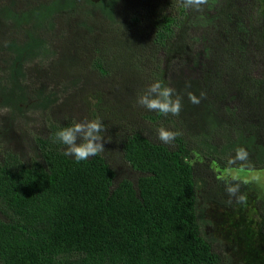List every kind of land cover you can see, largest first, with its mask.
Segmentation results:
<instances>
[{
    "label": "trees",
    "instance_id": "trees-1",
    "mask_svg": "<svg viewBox=\"0 0 264 264\" xmlns=\"http://www.w3.org/2000/svg\"><path fill=\"white\" fill-rule=\"evenodd\" d=\"M155 80L182 97L179 116L136 103ZM79 109L130 124L116 143L134 175L105 152L63 155L55 133L74 119L59 112ZM161 126L180 135L165 144ZM215 166L264 169V0H0V264H233L208 204L256 189Z\"/></svg>",
    "mask_w": 264,
    "mask_h": 264
},
{
    "label": "rangeland",
    "instance_id": "rangeland-1",
    "mask_svg": "<svg viewBox=\"0 0 264 264\" xmlns=\"http://www.w3.org/2000/svg\"><path fill=\"white\" fill-rule=\"evenodd\" d=\"M189 58L190 53L184 50L179 54L166 58L165 64L171 68L179 60ZM77 90L78 87L73 89L74 92H77ZM89 99L94 100L92 97H89ZM96 112L97 115L94 117L90 113V110L89 112L83 111L82 113L80 109L73 113L69 111H60L58 117L61 120L73 117L72 119L76 121L101 119L106 127L104 133V152L121 176L134 175V172L124 162L122 155L118 151L119 145L116 143V138L119 137L117 136L119 135V131H123L127 126H130V124L126 120L120 121L116 117L111 119V122L107 121L106 118L109 116L108 110L101 111L96 109ZM34 116L37 120L35 121L36 124L32 125L35 129L41 130L40 124H42V122L39 120V114H35ZM113 128L117 130L113 132ZM214 170L218 172L219 176L224 178L238 177L249 181L256 189V192L252 194L249 203L243 206L223 207L215 202H210L207 209L210 225L207 230L218 237L224 248L223 250L232 258L233 264H264V240L258 229V218L253 202V199L257 196H262L264 198V169L245 170L236 168L222 170L215 166Z\"/></svg>",
    "mask_w": 264,
    "mask_h": 264
},
{
    "label": "clouds",
    "instance_id": "clouds-1",
    "mask_svg": "<svg viewBox=\"0 0 264 264\" xmlns=\"http://www.w3.org/2000/svg\"><path fill=\"white\" fill-rule=\"evenodd\" d=\"M184 7L202 10V6L208 0H182ZM190 87V85H188ZM205 95L201 92L200 97ZM200 97L188 92V98L193 104L200 103ZM136 103L149 111H155L162 115L179 116L182 108V97L176 90L163 81H153L146 91L139 94ZM106 127L101 119H90L83 121L73 120L70 126L62 127L55 133V141L64 146L63 155L74 157L77 163L86 161L90 157L99 155L105 151L104 133ZM158 139L165 144H171L179 131L170 130L164 126L157 129ZM109 139V138H108ZM237 158L246 157L243 148L237 149ZM226 192L229 197H235L238 203L246 201V195L239 192V185L226 183ZM228 203H231L229 199Z\"/></svg>",
    "mask_w": 264,
    "mask_h": 264
}]
</instances>
